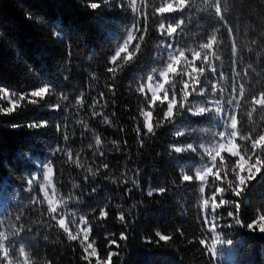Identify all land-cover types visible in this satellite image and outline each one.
<instances>
[{
    "label": "trees",
    "instance_id": "16d2710c",
    "mask_svg": "<svg viewBox=\"0 0 264 264\" xmlns=\"http://www.w3.org/2000/svg\"><path fill=\"white\" fill-rule=\"evenodd\" d=\"M220 2L223 21L214 0H186L184 10L163 15L157 9L166 3L175 7V0H0V87L10 95L0 99V108L13 100L20 105L10 115L0 113V259L8 250L9 264H264V239L246 228L264 215V170L240 198L232 195L240 156H218L202 193L196 179L183 181L209 163L202 148L217 143L233 117L236 128L238 121L243 125L234 139L241 156L252 155L251 136L264 134V109L257 110L251 97L242 107L239 98L236 105L226 103L238 84L234 68L249 73L251 94L264 91V0ZM91 3L99 7L93 10ZM181 18L174 49L198 58L213 43L219 47L210 54L216 59L206 53L191 77L179 69L170 77L165 93L173 109L176 103L184 107L204 63L211 69L213 62L216 74L208 70L200 92L190 96L194 114L186 106L165 123L167 104L152 106L144 88L167 63L163 46L172 41L161 23L167 29ZM129 31L135 37L129 49L142 45L138 55L127 65L122 59L109 63ZM211 34L207 45L201 43ZM42 87L49 88L44 99L30 95ZM32 99L37 103H29ZM149 111L153 134L144 129ZM44 121L39 129L27 126ZM254 143L264 144V135ZM192 144L198 152L171 151L173 145ZM46 166L52 170L57 214L41 194L39 171ZM160 187L164 194L147 195ZM58 217L72 230L77 219L84 220L93 258L59 227ZM158 231L170 241L159 242ZM228 238L234 239L231 248L217 243ZM214 243L216 256L208 252ZM109 252L116 253L111 261Z\"/></svg>",
    "mask_w": 264,
    "mask_h": 264
},
{
    "label": "snow or ice",
    "instance_id": "6c2138e0",
    "mask_svg": "<svg viewBox=\"0 0 264 264\" xmlns=\"http://www.w3.org/2000/svg\"><path fill=\"white\" fill-rule=\"evenodd\" d=\"M214 2L216 3V8H215L216 16L220 20L223 21L225 18H224L223 12H222L221 2H220V0H214ZM175 4H176V6L174 7L173 3H166L163 6L159 7L157 9V11L160 14H162V15L163 14H172V13H174L177 10H181V11L184 10L185 7L187 6L186 5V0H184V2L182 4L179 3L178 0H175ZM89 6L91 7V9L94 10V9L99 7V4L98 3H91ZM132 10H133V12L136 11L134 5H133V9ZM182 24H183V18H181L179 23L173 24V23L170 22V23L167 24L166 36L168 38H171L172 43H165L163 47L165 48L166 51H168V54H171L173 56H175V55L173 54L172 51H170V49H172L174 47L176 34L178 33V31L181 28ZM225 24H226V21H225ZM169 26H172V27L175 28V31L171 32V34H169ZM226 26H227V24H226ZM160 27H161V29H163L165 27V24L161 23ZM140 30L143 31V28H141ZM228 30L231 33V36H234V32H233L231 26H228ZM218 31L219 30L217 29L216 32H218ZM216 32H214L215 40L218 41V35L216 34ZM212 36H213V34L207 35L206 40L204 42H201V43H203L204 45H207V42H208L209 38H212ZM134 38L135 37L133 36L132 31H129L128 35H127V38L124 40V42L117 46V48L115 50V54L110 56L109 63L118 64L119 59H122L126 65L128 63L132 62L133 59L138 55L139 51L142 48V45L140 43H136L133 46L135 48V51H132V50L129 49V45L132 44V41L134 40ZM139 39L140 40H144L145 36H143V35L139 36ZM200 44H199V46H200ZM218 47H219L218 43H213L211 48H207L206 47L205 48V52L201 53L200 56L197 59H195V60L192 59L190 61L191 66L199 70L201 68V66H197V62L203 60L204 59V55L206 53L210 55L211 52L215 51V49H217ZM122 53H123V55H122ZM184 55H185V53H184ZM193 55H195V53H193ZM211 57L213 58V60L216 59L215 56H211ZM108 69H110L109 72H115V68H113V67H109ZM203 69H204V74L199 77V83L195 84L194 87L193 86L189 87L187 89V91H186V94L187 93H191V94L187 96V100L184 102V107L182 109H184L187 106L188 110L189 111L191 110L190 112L192 114H194L195 109L191 108V105H190V102H189L190 96L191 95H195V94L200 92V89H201L200 85L202 84L203 79L205 77V74H206V72L208 70H211L214 75L216 74V67H215V64L213 62H212L211 69H209V66H208L207 63L203 64ZM172 70L173 71H177V69L175 67H173ZM234 71L236 72V79L238 81V84H234L233 85V93H234V95H233V98L231 99V103L229 104L228 101H226V103L229 106L236 105L237 104V99L236 98H239V107H242L244 105L245 101H248L249 98L251 97V104L254 107H256L257 110L264 109V91H260L258 96L251 94V92L248 90V86H249V83H250L249 73L245 72L243 75H241L237 71V69H235V68H234ZM151 78H153V77L151 76ZM241 90L243 91V95H241ZM48 92H49V88L48 87H42V88H39L36 91L31 92L30 95L32 97H36V98H39V99H44L45 98V94L48 93ZM161 92H164V91L162 90ZM0 94H2V95H0V99H4L5 97H7L9 95V93L2 87H0ZM204 94H206V92ZM151 97H152V94H151ZM20 99L23 100L24 96L21 95ZM254 100L262 101V103H254L253 102ZM164 101H167V100H164V96H163L162 99L160 98V99L156 100L152 104V106L156 105L157 102H159V104L162 106ZM186 102H188V103H186ZM29 103L36 104L37 103V99H32V100L29 101ZM10 105L11 106H9L7 108H0V113H3L5 115H10L14 111H16V109L19 108V106H20L14 100L10 101ZM167 107H168V103H167ZM204 107L207 108V106H204ZM55 108H58V107H55ZM177 109L178 110H182L181 107H180V103L179 104L176 103L175 108L172 111L167 113L169 118L165 119V121H164L165 123L172 122L174 120V118L176 116V111L175 110H177ZM149 112L151 113V120H150V123H149V127L148 128L144 127V129L146 130V132L148 134H153L154 133V127H153V123H152L153 112H151V111H149ZM207 113L208 112H204L201 115H205ZM231 116H232V113L229 112L227 114L226 119L229 120V118ZM236 117H237V120H238V115H236ZM146 119H148V117L144 116V121ZM46 123H47L46 121L41 122V123H31V124H29L27 126L29 128L39 129L41 127H45ZM238 126L242 128V126H243L242 122L238 121L236 131L238 129ZM13 127H16V125H14ZM230 134H231V132H230ZM181 135H183V133L178 132L176 134V137L179 138ZM225 135H226V133L224 132V136ZM260 135H264V134H257V135H253V136L250 137L251 147L248 149V151L252 153V155L250 157L246 158L245 156H241L240 153L236 150L237 148L232 149V154L231 155L233 157L240 156V159H238L240 161V163H239V165H236V168L239 169L238 171L235 172L236 183L234 185H232V195L237 197V198H240L242 196V194L246 190L247 186L253 180L256 179V177L260 174V172L262 170H264V144H261L259 147H257L255 145V143H254L255 140L257 139V137L260 136ZM240 137L242 139L244 138L243 132L240 133ZM192 149H195L196 152L199 151V148H197L194 144H192L191 148H189V149H185L183 147L173 145L171 151H172V153L178 155V154H181V153L186 152V151H192ZM249 161H251V162H249ZM212 172H213V169H212ZM242 173H244V174H242ZM183 176H191V175L185 174ZM193 179H197V178L191 176V179H183V181L184 182H191V181H193ZM34 182H35L34 179H30L28 181V184L32 185ZM221 189H223V188H221ZM29 190L31 191V189H29ZM203 191H205V189ZM154 192L157 193V194H161L162 195V194H164L166 192V188L160 187V188H157V189H154V190H150V191H148L147 195L149 197H151V196H153ZM236 207H237L238 210L241 207L239 199L236 201ZM104 213H105L104 216H106L107 213L105 212V210H104ZM212 215H213V217H215L216 211H212ZM228 216L232 217L233 213L229 212ZM119 219L121 221H124L125 217L123 215H121L119 217ZM258 221H259V223H258ZM258 221L257 220H252L250 223H247L246 228H247V230L252 231V232H256L258 230V233L264 234V215L259 216ZM236 224L243 227V225L241 224V220L240 219L236 220ZM21 232L22 231L14 233V235L18 236ZM155 235L158 238L159 242L167 243L171 239L170 236L165 235V234H161L159 231L156 232ZM126 239H127L126 234L125 233H121L120 240H126ZM111 243L114 244V243H116V241L113 240V241H111ZM199 243L201 245H204L205 241L203 239H201L199 241ZM217 243L231 248L234 245V239L228 238L226 241L217 240ZM3 247L6 249V244H4ZM218 251H219V249L216 247V244H214L213 247L208 249V252L211 253L212 256H213V253H215V256H216ZM114 255H116V253H113V252H109L108 253V258L110 256V261H111V259H112V257ZM9 256H10V252L7 250L6 253H3V259H0V264H4V261H8V264H9V260H8Z\"/></svg>",
    "mask_w": 264,
    "mask_h": 264
},
{
    "label": "rangeland",
    "instance_id": "374dc122",
    "mask_svg": "<svg viewBox=\"0 0 264 264\" xmlns=\"http://www.w3.org/2000/svg\"><path fill=\"white\" fill-rule=\"evenodd\" d=\"M173 31L174 30L172 28H169V34H171V32ZM161 32L162 33L167 32V29L163 28ZM170 51H172L175 56L168 54V59H167V63L165 67L159 72H157L153 78L149 79L144 88V92L151 99V101H156L160 98L162 99L164 96V100H167L164 102L166 104L168 103V112L172 111L174 107V102L168 100L167 95L165 93V87L170 82V77L174 73H176V71L172 70L173 67H175L177 70L179 69L182 72L186 73L187 77H191L195 73V69L194 67L191 66L190 61L192 59L193 60L197 59L196 55H193V57L191 56L189 58L186 55H184L182 52L174 48L170 49ZM162 90L164 92H161ZM151 94H152V97H151ZM9 98H10V95L5 97L6 100ZM257 103H262V101L258 100ZM146 124H147V127H149V117L148 119H146ZM235 131H236V121H235V118L233 117L229 121L228 130L225 132L226 135L224 136L223 134L219 138L217 143H215L214 145L208 148H202V151L209 157V163L205 167L199 169L196 172V178H197L196 181L199 185V189L201 193L203 192L204 187L207 184L209 177L213 174L212 169L214 168L215 159L222 154L231 155L232 149L237 148L234 142V139L236 136ZM236 157L239 158V156H236ZM39 172L43 176V181H44V184L41 187V194L47 206L49 207L50 211L53 214H57L58 202H57V199H56V196L53 190V186H52V181H53L52 170L49 166H46V167L41 168ZM33 179L35 182L30 186H34V184L37 182L38 180L37 175H35ZM201 206H203V202L201 203ZM57 224L62 230L67 232V234L72 239H75L79 242V244L84 249L86 256H88L89 258L94 257V251L92 250V247L88 242L89 228L85 224L83 219L76 220L75 228L73 230L70 229V227L67 225V221L65 218L58 217ZM257 235L258 237L264 239V234H260L257 232ZM214 244H212L211 247H213Z\"/></svg>",
    "mask_w": 264,
    "mask_h": 264
}]
</instances>
